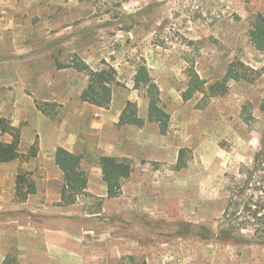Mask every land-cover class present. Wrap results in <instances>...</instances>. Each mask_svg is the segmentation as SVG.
I'll list each match as a JSON object with an SVG mask.
<instances>
[{"label":"rangeland","instance_id":"rangeland-1","mask_svg":"<svg viewBox=\"0 0 264 264\" xmlns=\"http://www.w3.org/2000/svg\"><path fill=\"white\" fill-rule=\"evenodd\" d=\"M263 12L264 0H0V104L21 130L19 156L4 163L9 174L0 186V263L9 254L21 264L34 255L45 261L44 251L19 248V240L24 226L34 233L58 224L54 206L62 205L63 218L88 226L85 237L110 246L107 264H264V243L181 233L182 224L217 233L234 225L246 238H264V227L253 219L242 230L239 225L246 205L264 206V172L255 162L264 146V53L250 39ZM77 57L95 69H117L120 84L106 107L83 100L89 77L69 66ZM233 62H243L249 77L228 78L223 91L212 92ZM141 64L170 114L166 133L149 121L142 127L117 123L129 101L147 118L148 95L134 85ZM191 67L206 89L184 100ZM32 98L37 113L56 126L67 121L78 127L90 177L100 178L99 157L113 149L131 162L119 196L104 200L88 191L73 204L47 200L37 162L40 135L23 133L29 120L38 121L28 116ZM3 135L2 142L12 141ZM20 173L42 184L26 205L13 196ZM234 180L244 191H230Z\"/></svg>","mask_w":264,"mask_h":264},{"label":"trees","instance_id":"trees-1","mask_svg":"<svg viewBox=\"0 0 264 264\" xmlns=\"http://www.w3.org/2000/svg\"><path fill=\"white\" fill-rule=\"evenodd\" d=\"M250 39L257 50L264 53V12L260 13L253 27L250 30ZM69 66L76 68L79 71L85 72L88 77V84L82 95L84 101L95 104L99 107H106L113 98V89L119 85L117 69L107 64L102 68H93L89 63L81 58H75ZM241 66L244 72L240 71ZM189 82L187 89L183 92L184 100L191 99L195 93L202 92L206 89L205 80L201 78L198 71L191 67L189 69ZM234 76L248 78L247 66L243 62H233L230 66L224 81H218L211 86L212 92L218 93L226 87L228 78ZM135 88L145 90L149 98L148 117L142 118L139 115V109L136 102L129 101L121 113L118 125L136 124L143 126L146 122L152 121L159 125L162 133H166L169 129L170 114L162 107L160 91L153 83L150 70L147 65L141 64L136 71L134 77ZM0 129L3 133L12 135V141L2 142L0 144V162H10L19 156V147L21 144V130L14 126L11 120L7 117H0ZM184 156V150L180 152L179 163ZM57 165L64 173V185L61 190V199L64 204H73L78 198L87 193L88 172L83 168V155L71 152L64 147H58L55 153ZM256 165L264 172V146L256 154ZM98 163L102 169L103 179L107 184L109 197H117L122 193L123 181L129 178L132 174V164L126 158H120L113 155H101ZM244 173V172H243ZM261 185L264 187V175L261 176ZM235 178V177H234ZM241 183L234 180L233 186L230 185V191L235 194L243 189ZM37 186L32 178L26 174L20 173L17 176L16 197L19 200H26L29 195L36 193ZM244 191V190H243ZM230 206L226 209L225 214L228 215ZM246 219L241 220L239 225H243L240 230L247 227L246 222L253 219L255 225L264 227V206L259 204H248L245 206ZM181 233H193L203 239L219 238L225 241L234 239L236 242L246 243H264L263 239L246 238L242 232L237 231L234 225L221 229L220 232H215L211 228L194 224L192 226L182 224ZM187 227H192L190 228ZM1 264H21L18 259L9 254Z\"/></svg>","mask_w":264,"mask_h":264},{"label":"crops","instance_id":"crops-1","mask_svg":"<svg viewBox=\"0 0 264 264\" xmlns=\"http://www.w3.org/2000/svg\"><path fill=\"white\" fill-rule=\"evenodd\" d=\"M2 66H0V82L3 78L2 76ZM117 86V85H116ZM115 86V87H116ZM113 89V94L114 90ZM28 105L27 109L29 111L28 116H38V121L29 120V125L23 127L24 132H31V130L37 131L40 135V152L37 156L38 167L41 170V173L45 176L46 181V195L49 201H58L61 202V191L56 189L57 183L64 181V173L61 168L57 165L55 160V153L58 147H64L71 152H75L78 154H82L85 151L84 142L80 136V131L77 126L71 125L69 122L65 121L61 126H56L53 122L47 120L39 113H37V99L32 98V100H27ZM87 102V101H86ZM89 103V102H88ZM90 105L97 106L95 104L89 103ZM99 107V106H97ZM149 107V105H148ZM125 108V107H124ZM124 110V109H123ZM122 110V111H123ZM121 112L118 113L117 123L119 122ZM76 113H79L76 111ZM19 114V113H18ZM5 117L2 114V105L0 104V117ZM148 117V115H147ZM143 118V117H142ZM147 119V118H145ZM28 121V120H27ZM148 120H146L147 122ZM145 122V123H146ZM152 122V121H149ZM156 123V122H153ZM12 124L16 127L20 126V122L16 120L12 122ZM158 124V123H156ZM129 125V124H127ZM134 125V124H131ZM145 125V124H144ZM143 125V126H144ZM97 126L95 124H90L89 127ZM125 126V125H122ZM159 126V125H158ZM142 127V126H139ZM4 133L0 129V144L3 141ZM9 134V133H6ZM11 135V134H10ZM12 136V135H11ZM10 142V141H9ZM118 152L114 149L109 151V153H105L104 155H113L119 157ZM37 162H34L35 164ZM9 163V162H5ZM99 165V164H98ZM82 166L84 168V155ZM36 166L32 167L35 169ZM85 169V168H84ZM18 170V168H17ZM16 170V175H17ZM86 170V169H85ZM99 173L97 174L100 178L90 177L88 174V185L87 192L94 191L96 195L104 198H116L109 197L107 184L103 179V173L100 165L98 166ZM9 174V172H5V164L0 162V186H2L4 181V174ZM13 179L15 178V173L13 174ZM128 179V178H127ZM35 181V180H34ZM37 191L34 194L29 195V197L24 201V205L32 199V195H36L38 192L40 193L42 190V184L40 182H36ZM44 193V192H43ZM16 195V191L14 189L13 196ZM84 196V195H82ZM81 197V196H80ZM79 197V198H80ZM78 198V199H79ZM0 206H4V194L0 193ZM56 213L54 215V220H59L60 222L56 224L55 222L52 225H47L44 228L35 229L36 232L29 229H33L32 226H24L23 228V236L19 240L20 247L22 249H31L32 247H36L37 249H41L42 253L44 251L45 261H39L37 255L33 257H28V260L23 261V264H107L105 259L108 257L109 247L108 245H104V242L99 243L100 241H96L95 238L91 236L85 237L83 232H88V226L81 225L73 219V218H63V210L62 205H55ZM66 220L71 221L69 227L66 225ZM75 223V224H72ZM87 228L88 230H86ZM93 230V233H97V229L90 228ZM92 232V231H91ZM32 243L35 242V245H27L23 243ZM100 248H103L100 254ZM44 258V257H42ZM4 261V260H3ZM2 261V262H3ZM1 262V263H2ZM0 263V264H1Z\"/></svg>","mask_w":264,"mask_h":264}]
</instances>
